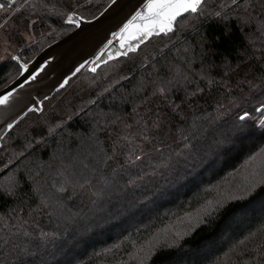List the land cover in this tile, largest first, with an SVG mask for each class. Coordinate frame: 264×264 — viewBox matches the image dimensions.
<instances>
[{
	"label": "trees",
	"instance_id": "16d2710c",
	"mask_svg": "<svg viewBox=\"0 0 264 264\" xmlns=\"http://www.w3.org/2000/svg\"><path fill=\"white\" fill-rule=\"evenodd\" d=\"M111 1L0 0V89L17 56ZM262 105L264 0H204L175 31L85 67L3 140L0 264H264V181L239 180L264 149Z\"/></svg>",
	"mask_w": 264,
	"mask_h": 264
},
{
	"label": "water",
	"instance_id": "95a60500",
	"mask_svg": "<svg viewBox=\"0 0 264 264\" xmlns=\"http://www.w3.org/2000/svg\"><path fill=\"white\" fill-rule=\"evenodd\" d=\"M149 2L112 0L91 19L72 13L75 28L71 32L47 45L28 62L17 56L19 75L0 89V97L11 93L8 102L0 104V148L20 120L30 112L41 113L44 101L66 87L85 67L96 72L112 60L137 52L153 36L175 31L178 19L189 13L177 17L171 31L156 29L147 35L146 31L154 23L147 8Z\"/></svg>",
	"mask_w": 264,
	"mask_h": 264
},
{
	"label": "snow or ice",
	"instance_id": "6c2138e0",
	"mask_svg": "<svg viewBox=\"0 0 264 264\" xmlns=\"http://www.w3.org/2000/svg\"><path fill=\"white\" fill-rule=\"evenodd\" d=\"M202 3L203 0H150L147 8L150 13V18L154 23L152 28L146 31V34L151 35L156 29H158L159 32L165 33L171 31L172 24L177 17L185 12H197ZM232 3L236 4L237 0H232ZM3 7L4 5L0 4V9ZM69 20H72L71 16L69 17ZM81 67H83V65H81ZM10 95L11 93H9V96ZM9 96L0 97V104L7 103ZM262 107H264V105H262ZM247 116L248 113H245L240 119L243 121Z\"/></svg>",
	"mask_w": 264,
	"mask_h": 264
},
{
	"label": "rangeland",
	"instance_id": "374dc122",
	"mask_svg": "<svg viewBox=\"0 0 264 264\" xmlns=\"http://www.w3.org/2000/svg\"><path fill=\"white\" fill-rule=\"evenodd\" d=\"M5 87V86H4ZM2 87V88H4ZM1 88V89H2ZM103 153L97 155V156H93L91 155V157L89 158L90 159V162L92 163V168H94V164L99 161V158L101 155H103ZM61 158L62 156H57V158ZM69 161H70V158H69ZM71 173L72 174H75L74 177L78 176L77 174L80 173V170L82 168L83 165H80L78 163H71ZM61 165H58L57 168H60ZM59 177H62V175L59 173V171L56 173V175H54L52 178H53V181H51V183L53 184H59V183H63L61 182L60 178ZM55 179H57L55 181ZM245 179H248L249 180V183L250 181H253V182H262L264 181V149L261 150L260 152H258L256 155L252 156L247 164L242 168L240 174H239V180L243 181ZM54 189H58V187H55L54 186ZM193 220V217L191 218ZM171 229H173V231L171 230V232L165 234L163 237H160V241L159 243H165L167 242V240H172L171 243H173L175 239H177V237H181V233H183L184 231L187 230V227L185 225V223L181 220L178 222V225H174V224H171Z\"/></svg>",
	"mask_w": 264,
	"mask_h": 264
},
{
	"label": "built area",
	"instance_id": "2783aa9c",
	"mask_svg": "<svg viewBox=\"0 0 264 264\" xmlns=\"http://www.w3.org/2000/svg\"><path fill=\"white\" fill-rule=\"evenodd\" d=\"M69 22H70V23H72L73 25H75V23H73V21H72V20H71V21L69 20Z\"/></svg>",
	"mask_w": 264,
	"mask_h": 264
}]
</instances>
